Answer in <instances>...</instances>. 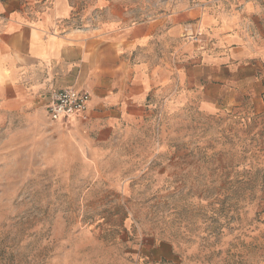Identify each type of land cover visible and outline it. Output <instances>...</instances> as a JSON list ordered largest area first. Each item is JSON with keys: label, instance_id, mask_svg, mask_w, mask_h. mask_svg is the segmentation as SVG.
<instances>
[{"label": "rangeland", "instance_id": "374dc122", "mask_svg": "<svg viewBox=\"0 0 264 264\" xmlns=\"http://www.w3.org/2000/svg\"><path fill=\"white\" fill-rule=\"evenodd\" d=\"M109 1L139 22L202 0ZM214 93L97 145L0 117V264H264V103Z\"/></svg>", "mask_w": 264, "mask_h": 264}, {"label": "crops", "instance_id": "0c3cea01", "mask_svg": "<svg viewBox=\"0 0 264 264\" xmlns=\"http://www.w3.org/2000/svg\"><path fill=\"white\" fill-rule=\"evenodd\" d=\"M65 88L91 95L87 119L57 123L83 125L92 145L194 97L217 108L215 91L264 103V0H202L139 22L109 0H0V117H47Z\"/></svg>", "mask_w": 264, "mask_h": 264}, {"label": "built area", "instance_id": "2783aa9c", "mask_svg": "<svg viewBox=\"0 0 264 264\" xmlns=\"http://www.w3.org/2000/svg\"><path fill=\"white\" fill-rule=\"evenodd\" d=\"M186 35L196 41L199 34L187 33ZM90 100L91 95L86 91L75 88L56 90L50 96L47 117L53 123L72 118L86 120Z\"/></svg>", "mask_w": 264, "mask_h": 264}]
</instances>
